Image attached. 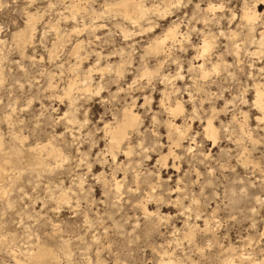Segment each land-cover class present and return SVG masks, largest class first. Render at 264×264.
<instances>
[{
  "label": "rangeland",
  "instance_id": "rangeland-1",
  "mask_svg": "<svg viewBox=\"0 0 264 264\" xmlns=\"http://www.w3.org/2000/svg\"><path fill=\"white\" fill-rule=\"evenodd\" d=\"M118 1L0 0L3 152L20 147L27 161L29 148L46 144L61 154L37 175L22 159L19 171L8 169L0 179V264H16L14 254L25 262L22 254L39 247L54 252L59 264H162L167 258L170 264L260 263L264 123L255 122L251 104L256 70L264 68V47L257 44L262 0H130L148 10L134 22L109 11ZM254 7L249 32L240 19L243 9ZM30 16L33 28L26 31ZM96 24L102 28L94 30ZM172 25L177 42H166L159 54L147 50ZM204 39L228 66L205 81L188 72L201 60ZM232 48L239 51L235 59ZM145 69L149 76L142 75ZM83 84L89 91H76ZM163 92L170 104L181 103L177 119L161 107ZM127 109L137 115L128 135L132 163L122 155L117 163L126 168L125 185H132V172L154 184L155 197L146 205L150 217L140 212L142 194L117 196L108 188L115 167L104 154L102 128ZM210 109L214 143L203 135ZM65 118L77 126L66 128ZM173 118L189 127V137L175 150L176 168L170 157L162 168L157 160L167 153L166 122ZM63 192L68 206L58 200Z\"/></svg>",
  "mask_w": 264,
  "mask_h": 264
},
{
  "label": "bare ground",
  "instance_id": "bare-ground-1",
  "mask_svg": "<svg viewBox=\"0 0 264 264\" xmlns=\"http://www.w3.org/2000/svg\"><path fill=\"white\" fill-rule=\"evenodd\" d=\"M163 1L165 3H170L172 0H163ZM69 7H70V5H69ZM71 8H72V4H71ZM213 9H214L213 6L208 8V10H210V11L213 10ZM110 10L117 11L118 13L121 14V16L123 18L131 20L133 22L135 20L142 19L144 17L145 13L148 11L147 9H143V7H141L139 4L134 3L133 1H130V0H119L117 3H114V4L110 5L109 11ZM211 12H214V11H211ZM256 18H257V9H256V7H254V8H252V10L243 9L240 20L243 21L242 25L246 29H248L249 32H251L253 27H254L253 26V21ZM33 21H34L33 16L32 17L30 16L28 18L27 22H26V25H25V30L26 31H31L32 30ZM93 27H94V30L102 28V26L97 25V24L93 25ZM249 32H247L246 37L250 38V36H249L250 33ZM233 33L235 34V32H233ZM258 36H259V41L257 42V44L260 45L261 47H264V28L259 30ZM15 37L18 39L17 40L18 42H22V40L24 39V36H22L21 33L17 34ZM178 37H179V34H178L177 27L172 25L164 33L163 37L161 39H157L154 42H152V44L148 47L147 50H149V51H151V52H153L155 54H159L162 51V49H163L164 45L166 44V42H168V41L171 42V43L172 42H177ZM235 38H236V36H235ZM251 40H252V38H251ZM255 43H256V40H255ZM78 47H79L78 43L75 46H73L72 52H74L75 55L78 53L77 52L78 49H79ZM211 50H212L211 43L208 40H205V39L202 40V44H201L200 49H199V51H200V59L201 60L199 62L195 61V62L198 63L197 66L193 67L192 65H190V67L188 69V72L193 71L195 73V75L197 74L200 79L204 80L206 78L209 79L208 76L210 74H216L217 75L219 73V71H220V67H226L227 66L226 62H225V57L226 56H224L223 53L222 54L220 52L218 53V51L212 52ZM238 52H237L236 48L230 49V54L234 57V59L236 58L237 54H239ZM263 52L259 51V52H256L254 54L257 55L258 53H263ZM260 58H261V56H260ZM260 58H258V60ZM206 61L210 65V71L207 70L208 66L206 67ZM142 75L143 76H149L150 72L147 69H145L142 72ZM254 76H252V77H254ZM256 76H257L258 80L257 81L254 80V82H252V89H253V92H254V101H253V103L251 105L253 106L254 112L257 114V116L255 117V122L259 123V124H263L264 123V68L257 69L256 70ZM178 77L180 79L182 78L181 75H179V74H178ZM178 77H177V79H178ZM86 79H84V80H86ZM87 83H88V81H87ZM90 88L91 87L88 84H83L80 87L75 86L76 91L78 90V91H82V92H88ZM71 90L72 89L70 88L67 91V94H66L67 99H68V97H70ZM162 96H163V100L166 101V103H165L166 106H164V104H161V102H160L161 107H163V109L165 111H167L171 116L176 118L175 116L180 115L183 112L182 111L183 107H182L180 102H177V101L174 100V102L172 104H170L169 103V96L164 94V92H163ZM188 100H190V99H188ZM164 101H163V103H164ZM195 111L193 109V112H195ZM212 112L213 111L211 110V114L207 117L205 123H203L204 124L203 132L204 133L203 132L202 133H203V135H204V137L206 139H209V140H211L214 143V141L216 140V138L218 136V133H217V130L213 126V123H212V119H213V113ZM170 115H169V117H170ZM174 118H173V121L166 122V124H167L166 125V128H167L166 141H167V144H168L167 153H166V155L164 157H160L159 160H157L158 164H160L162 166V168H163V166L166 167V159L168 157L172 158V160H173L172 167L176 168V166L174 165V159L177 158L175 150L180 148L181 147V143L184 142L187 137H189L187 135V131H188L189 127L185 128V127H182L181 125H180L181 127L177 126L176 123L174 122V120H175ZM243 120L245 121V115H243ZM64 121H65V124L67 126L66 128L72 129L75 125L77 126V124L74 121V119L65 118ZM136 121H137V115L133 114L131 111H128V109H127L123 113H121V119L118 120V122H115L113 125L112 124L111 125L110 124H107V125L104 124V127L102 128L104 138L107 140V145L105 146L104 154L107 157H110V160H111L112 164L115 167V173H113L112 178L110 179L111 180V182H110L111 185L108 186V188H111L112 191L117 196H120L122 194L123 195L126 194L128 196L129 195L130 196H134V195L136 196V194H142V197L144 198V203H142V205L139 206L140 207V212L144 216H149L150 213H148L146 205H148L147 203L150 202L155 197V195H154V193H155L154 192V188H155L154 184H152L151 180L148 179V178L139 179L137 173L135 174V172H132V174H131V176H132V178H131L132 185H125L124 184L125 183V179H126L125 175L127 173L126 172V168L122 169L124 167L123 164L122 163H117V158H119L118 156L122 155V156H124V158L129 160L128 163L130 165V162H131L130 159H131V153H132L131 151L132 150H131V147L128 144V135L133 130V127L136 124ZM244 121L242 122L243 124H245ZM65 124H64V126H65ZM262 126H264V125H262ZM240 127H243V126H240ZM240 127H239V129H240ZM73 132H74V130H73ZM262 132L264 133V128L262 129ZM238 133H239V131H238ZM68 135H71V134L68 133ZM244 135H245V133H244ZM15 139H16V141H21V140H18V138H15ZM250 140H252V139H250ZM253 141H255V140H253ZM256 142H257V140H256ZM45 146H46V144H45ZM45 146H41L40 147V145H39V147L36 146L35 148H32V149L29 148L26 151V154H25L28 157V158H26L27 159V161H26L25 159H23L25 157H23V152L21 151L20 147H14V148L12 147V149L8 150L7 153H4L3 152V150H4L3 149V144H2L1 136H0V179H2L6 175L5 172L8 169H10L12 172L15 171V170L19 171V167L22 164L21 163L22 159L26 161L27 166L30 169V171L33 172V173H36V175L39 174L40 172H44L45 169H47V167H48L47 166L48 164L46 163L47 160L51 159L53 161H56L58 158H61V154H60L58 149H55V147H53V146H50L48 148H46L47 146L46 147ZM188 149L190 150L191 148L188 147ZM199 157H200V155H199ZM102 160L104 161L103 163H105V159L103 157H102ZM201 161L202 162L204 161L203 160V156L201 158ZM131 169L132 168H130L129 170L131 171ZM129 170H127V171H129ZM11 171H10V173H11ZM136 172H137V170H136ZM15 173H17V172H15ZM118 174H120V175L116 176ZM141 177H142V175H141ZM142 178H144V177H142ZM17 179H19V178L17 177ZM96 179L101 182L100 185L102 184L103 185L102 187L106 186V183H105L106 180H103L101 178V176L100 177L97 176ZM15 180H16V178H13V177L10 179L11 183H14ZM103 189H105V188H103ZM67 195L68 194L65 193V192L61 193L60 196H58V200H59L60 203L65 204V205L68 206V204H69V202L71 200L68 202L69 199H68ZM140 196H139V198H141ZM134 200L135 199L133 198V201ZM30 251L28 250L24 254H22L23 256H25L24 259L27 260L25 262H21V261H18L17 259H15L16 257H15V254H14L12 257H13L14 261L16 262V264H59V263H56L57 261H56V257L55 256H57V255L54 252H52L51 250L48 251L47 248L44 249L43 247L42 248L39 247L35 251H31V252ZM238 258H239V261H247V258H243L242 255H239ZM164 261H166V262H164ZM164 261H161V263L162 264H170L169 258L165 259ZM250 262H251L250 264H264V260L260 261V263H255V262H252V261H250Z\"/></svg>",
  "mask_w": 264,
  "mask_h": 264
},
{
  "label": "snow or ice",
  "instance_id": "snow-or-ice-1",
  "mask_svg": "<svg viewBox=\"0 0 264 264\" xmlns=\"http://www.w3.org/2000/svg\"><path fill=\"white\" fill-rule=\"evenodd\" d=\"M262 6H264V0H262Z\"/></svg>",
  "mask_w": 264,
  "mask_h": 264
}]
</instances>
